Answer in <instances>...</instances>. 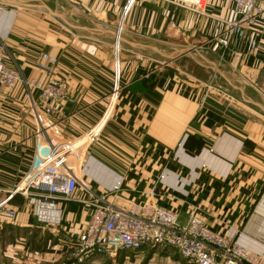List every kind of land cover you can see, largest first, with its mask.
<instances>
[{
  "label": "crops",
  "instance_id": "obj_1",
  "mask_svg": "<svg viewBox=\"0 0 264 264\" xmlns=\"http://www.w3.org/2000/svg\"><path fill=\"white\" fill-rule=\"evenodd\" d=\"M10 1L0 0V44L22 80L0 90V186L19 182L43 140L25 82L48 79L36 65L47 51L58 57L53 73L68 78L73 96L64 116L54 121L56 130L72 137L102 128L85 156L87 183L107 192L121 181V189L110 195L117 206L155 199L176 210L181 224L198 208L212 230L264 254V116H245L243 108L224 102L214 78H199L173 64L188 57L197 70L217 72L243 98V87L264 94V12L244 22L242 34L224 46L219 37L227 33L224 20L235 19L232 0H208L203 10L177 0H136L122 25L120 95L108 109L112 42L125 0ZM158 44L173 50L166 53ZM158 55L167 62L158 63ZM155 187L157 198L149 193ZM13 206L17 216L0 221L27 234L35 225L41 230L33 245L23 236L11 243L3 264H73L68 241L42 244L46 227L31 215L24 197L17 196ZM89 217L84 204L66 202L63 231L79 232ZM24 247L31 249L13 254ZM100 258L85 264H104Z\"/></svg>",
  "mask_w": 264,
  "mask_h": 264
},
{
  "label": "built area",
  "instance_id": "obj_2",
  "mask_svg": "<svg viewBox=\"0 0 264 264\" xmlns=\"http://www.w3.org/2000/svg\"><path fill=\"white\" fill-rule=\"evenodd\" d=\"M177 1L193 4L203 10L208 0ZM135 2L125 0L120 16L122 23ZM232 2L235 19L224 20L227 35L219 37L224 46L231 43L232 36L242 34L244 22H250L264 12V0ZM122 23L117 32V47L114 51L116 75L109 94L108 109L115 106L122 87L118 69ZM57 62V56L42 52L37 66L50 76L47 80L32 79L25 82L29 88L30 110L36 120L37 134L43 140L37 147L31 168L19 182L12 187L0 186V216L14 219L17 209L13 201L17 196H22L37 222L58 226L63 223L64 201L84 204L90 209V217L79 232L70 233L67 245V253L79 264L96 254L133 252L146 246H170L191 264L264 263V254H257L236 240L212 230L198 208L190 211L186 224H181L176 210L159 204L155 199L131 201L127 208L117 206L110 195L121 189V181L107 192H101L87 183L82 178L83 158L88 149L99 142L102 128L95 126L79 136L69 137L53 130L54 121L44 120L47 115L63 116L65 107L73 101L67 78L51 74ZM20 80V72L8 66L4 46L0 44V90L11 88ZM159 176L160 180L165 177L163 173ZM149 193L157 198L156 187ZM261 241L264 243V234Z\"/></svg>",
  "mask_w": 264,
  "mask_h": 264
},
{
  "label": "rangeland",
  "instance_id": "obj_3",
  "mask_svg": "<svg viewBox=\"0 0 264 264\" xmlns=\"http://www.w3.org/2000/svg\"><path fill=\"white\" fill-rule=\"evenodd\" d=\"M124 4H125V2H124ZM124 4L122 6V9L124 7ZM122 9H121L120 14H119L118 25L116 28V36L112 42L113 43V47H112L113 51H115V48L117 47V32H118V28L120 27V25L122 23L120 20ZM225 35H227V34H225ZM120 36L121 37L119 40L120 41L119 44L121 46V50H120V56H119V64H121L120 63L121 62V54L123 51V49H122V47H123L122 38L123 37L122 36H124V35H123L122 31L120 33ZM234 37L235 36H232L231 42H232ZM165 46L166 45H164V44H160V45L158 44V48L160 50H163L165 48ZM165 50L166 51H164V52L168 53L170 50H173V49H171V47L166 46ZM44 52H47V51H44ZM156 57H157L158 63L167 62V59L160 57V55H158ZM112 58H113V62H114L115 61L114 52H113ZM180 60L181 61H176L173 64L174 65H180L181 68H183V71L186 72V70H188V72H191V73L195 74V76H198L199 78H202L205 80H208L209 77L214 78L215 82H212V83L214 85H216V87L222 91V93H223L222 96L224 98V102H226V103L232 102L235 107L243 108L244 112L242 114H244L245 116L250 117V118H255V117H258L259 115L264 116V110L262 109V107H264V94H260L258 92L256 93L255 91L250 92L249 91V89H251L250 87H246V88L243 87L245 89L244 98H246V100L253 101L252 104L248 103L242 97L241 92H239L238 90H235L231 86H229L226 83V81L217 72L212 71L210 69L209 70H201V69L197 70L196 67L192 65L193 60H191L188 57H184ZM57 64H58V62H57ZM173 64H171V65H173ZM36 65H37V62H36ZM54 67H53V70H54ZM118 69H119V66H118ZM119 71H120V69H119ZM45 72L48 74L47 71H45ZM51 74L52 75L54 74L53 71ZM115 75L116 74L114 72V78H115ZM48 76H50V75L48 74ZM53 76L59 77V78H67L66 76H58L55 74ZM119 77H120V75H119ZM67 82H68V78H67ZM253 103H257L259 105H257V104L255 105ZM40 113L42 114L43 112H40ZM65 113H66V107H65ZM47 116H48V118H50L49 121H57L60 117H62V116H57L55 114L47 115ZM34 119H35V117H34ZM44 120L48 121V120H46L45 116H44ZM35 124H36V120H35ZM54 124L55 123H53V127H54ZM53 130L56 133H59V135H63L62 133L58 132L55 127L53 128ZM83 160L85 161V157L83 158ZM84 167L85 166H83V169H84ZM63 203L65 205L66 201H64ZM39 224H41V223H39ZM41 225L46 227L44 229V232H43L42 237H41L43 240L40 239L42 244L47 243L49 240H50L51 244H53V245L56 244L57 245L56 247H58V245L62 241H68V243H69L70 233L63 231L62 227H63L64 223H62V226L61 225L49 226V225H44V224H41ZM40 230H41V226L39 227V225H35L34 231L31 232L30 234H27L28 230H26V229H22V230L14 229V228H12V226L10 224H7L6 221H0V264H3L2 261H5L4 256H7V255H5V254H7L6 250H10L13 248V247H9V245L11 243L14 244L15 240L17 238H20V236L21 237L23 236L25 238L24 240L28 241V244H32L37 239V236L39 235ZM152 248H154V249H152L149 253H145V252H143V250H136L133 252L119 251L118 253L115 254L116 256H114V257H108L107 254L105 253V254H96L92 257V259L98 260L99 257L101 256L103 262L105 261L104 264H123V261L126 259L129 261H132V262H134V261H137L138 263L140 262V264H178L177 261H179V260H180L181 264H184V263H182L181 259L178 256L179 253L177 251L173 250L172 247H170V246H160V247L154 246ZM30 249H31L30 247L29 248L24 247L25 252L24 251L23 252L17 251V253H13V254L18 255V256H20L22 254L24 255L26 253V251H29ZM21 250H23V249H21ZM66 254L68 256H71L67 252H66ZM101 258H100V260H101ZM72 259H73V257H72ZM92 259L88 260V262L89 261L91 262ZM187 262H189V261L187 260ZM6 264H7V262H6ZM73 264H79V263H76L75 258L73 259ZM83 264H85V263H83ZM185 264H191V263L189 262V263H185Z\"/></svg>",
  "mask_w": 264,
  "mask_h": 264
},
{
  "label": "trees",
  "instance_id": "obj_4",
  "mask_svg": "<svg viewBox=\"0 0 264 264\" xmlns=\"http://www.w3.org/2000/svg\"><path fill=\"white\" fill-rule=\"evenodd\" d=\"M200 146H201V145H200ZM189 151H190V153H191V152H192V153H195V152H196V151L194 152V151L188 150V152H189Z\"/></svg>",
  "mask_w": 264,
  "mask_h": 264
},
{
  "label": "water",
  "instance_id": "obj_5",
  "mask_svg": "<svg viewBox=\"0 0 264 264\" xmlns=\"http://www.w3.org/2000/svg\"><path fill=\"white\" fill-rule=\"evenodd\" d=\"M4 2H11L10 0H3Z\"/></svg>",
  "mask_w": 264,
  "mask_h": 264
},
{
  "label": "bare ground",
  "instance_id": "obj_6",
  "mask_svg": "<svg viewBox=\"0 0 264 264\" xmlns=\"http://www.w3.org/2000/svg\"><path fill=\"white\" fill-rule=\"evenodd\" d=\"M27 183V181L25 182V184Z\"/></svg>",
  "mask_w": 264,
  "mask_h": 264
}]
</instances>
